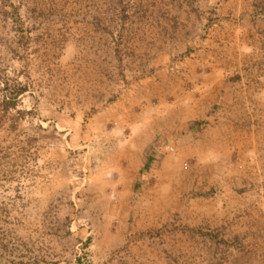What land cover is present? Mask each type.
Returning a JSON list of instances; mask_svg holds the SVG:
<instances>
[{
  "label": "rangeland",
  "instance_id": "obj_1",
  "mask_svg": "<svg viewBox=\"0 0 264 264\" xmlns=\"http://www.w3.org/2000/svg\"><path fill=\"white\" fill-rule=\"evenodd\" d=\"M209 75L264 85V0H0V264H264V109L157 130Z\"/></svg>",
  "mask_w": 264,
  "mask_h": 264
},
{
  "label": "crops",
  "instance_id": "obj_2",
  "mask_svg": "<svg viewBox=\"0 0 264 264\" xmlns=\"http://www.w3.org/2000/svg\"><path fill=\"white\" fill-rule=\"evenodd\" d=\"M256 82L248 81L249 84L244 86L234 82L226 83V81L223 84L213 79V75H209V78L203 81L194 95L190 93L184 95L183 99L187 103L183 102L182 106L175 108L171 114L169 113L168 115H171L172 118H168L164 122L161 120L163 123L160 122L157 130L164 133L180 127L179 124L185 126L188 121L193 119L205 120L203 125L205 128L200 131L202 141L194 151L203 157L207 154V150H210L211 155L216 156V153L221 149L218 150V147L215 146V144L219 145L217 140L221 139L217 136L219 131H225L226 126L230 124L243 126L244 123L250 122V119L254 123L255 117H259V113L264 109V85H259L257 80ZM174 118L179 121L177 126L170 123ZM211 139H213L214 148L208 149L206 142ZM203 143L205 144L202 146ZM203 149L205 150L203 151ZM217 154L226 155L225 152Z\"/></svg>",
  "mask_w": 264,
  "mask_h": 264
},
{
  "label": "trees",
  "instance_id": "obj_3",
  "mask_svg": "<svg viewBox=\"0 0 264 264\" xmlns=\"http://www.w3.org/2000/svg\"><path fill=\"white\" fill-rule=\"evenodd\" d=\"M10 103H11L12 105H15V104H16L15 101H11ZM189 131H191V130H189ZM152 161H153V157H151V158L148 160V162H147V164H146V169H148V168L150 167Z\"/></svg>",
  "mask_w": 264,
  "mask_h": 264
},
{
  "label": "bare ground",
  "instance_id": "obj_4",
  "mask_svg": "<svg viewBox=\"0 0 264 264\" xmlns=\"http://www.w3.org/2000/svg\"><path fill=\"white\" fill-rule=\"evenodd\" d=\"M175 112H176V111H175ZM186 112H187V111H186ZM188 113H189V112H188ZM170 114H171V113H170ZM178 114H179V113H178ZM183 114H185V113H183ZM183 116H184V115H183ZM183 116H182V117H183ZM176 117H177V116H176ZM187 117H188V116H187ZM172 120H173V119H172ZM168 121H169V120H168ZM161 123H163V122H161ZM154 124H155V123H154ZM170 137H171V136H170ZM204 144H205V143H203L202 146H203ZM205 146H206V145H205ZM206 147H207V146H206ZM203 148H205V147H203ZM207 148H208V147H207ZM213 148H214V147H213ZM204 150H205V149H203V151H204ZM218 150H219V148H218ZM196 151H197V150H196ZM215 153H216V152H215ZM200 157H201V156H200ZM192 165H193V164H192Z\"/></svg>",
  "mask_w": 264,
  "mask_h": 264
}]
</instances>
